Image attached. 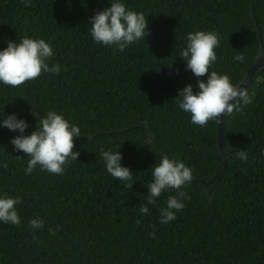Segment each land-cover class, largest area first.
<instances>
[{
	"label": "trees",
	"instance_id": "trees-1",
	"mask_svg": "<svg viewBox=\"0 0 264 264\" xmlns=\"http://www.w3.org/2000/svg\"><path fill=\"white\" fill-rule=\"evenodd\" d=\"M124 2L144 13L149 34L121 52L94 43L88 31L108 0H0V48L41 38L53 49L48 63L62 66L0 86V114L23 118L25 135L48 110L81 131L73 139L77 161L62 175L38 167L25 175L27 157L9 143L18 133L0 128V194L21 197L20 223H0V264H264V68L247 90L250 102L224 116L221 154L218 124L194 125L171 101L177 89L195 86L178 57L190 31H215L209 71L242 81L260 46L264 52V0ZM238 52L243 62L233 59ZM102 148L119 151L133 174L130 189L106 173ZM161 155L182 161L193 177L182 186L184 208L167 225L158 216L172 190L139 213ZM35 217L42 229L29 227Z\"/></svg>",
	"mask_w": 264,
	"mask_h": 264
},
{
	"label": "clouds",
	"instance_id": "clouds-1",
	"mask_svg": "<svg viewBox=\"0 0 264 264\" xmlns=\"http://www.w3.org/2000/svg\"><path fill=\"white\" fill-rule=\"evenodd\" d=\"M21 2L27 6L30 0ZM145 17L143 12L126 7L124 0H111L110 3L108 0L107 7L89 17L88 31L94 43L123 52L130 44L145 41L149 34ZM218 43L215 31H190L186 33L185 46L178 54L184 61L185 71H190L196 81L195 86L186 84L177 89L171 101L189 116L190 123L201 127L208 121L221 124L225 115L233 110L241 111L250 102L246 89L233 85L227 75L209 71L217 60L214 49ZM52 56V46L44 39L21 37L19 41H7L6 47L0 48V86L15 88L37 78L42 72L58 74L62 66L58 63L50 65L48 61ZM233 59L243 62L244 56L238 52ZM0 128L18 133L9 143L14 151L27 157L25 175L31 174L36 167L52 175H62L68 163L77 161L79 152L72 149L73 139L81 137L80 128L55 110L44 112L35 130L27 135L24 133L28 124L16 113L2 112ZM99 155L106 173L130 189L133 174L128 167L122 166L119 151L102 148ZM236 155L242 161L248 158L245 150L236 151ZM260 155L264 157V148L260 150ZM192 178L191 169L182 161L161 155L159 162L151 166V180L145 195L147 204L140 205L139 213L146 215L149 211L147 205H154L162 192L172 190L175 195L167 196L165 205L159 209L158 222L167 225L175 220L176 213L184 208V201L189 198L182 186L189 184ZM20 203V196L0 194V223L18 225L20 217L16 205ZM28 225L33 230H39L45 226V221L35 217L28 220Z\"/></svg>",
	"mask_w": 264,
	"mask_h": 264
},
{
	"label": "water",
	"instance_id": "water-1",
	"mask_svg": "<svg viewBox=\"0 0 264 264\" xmlns=\"http://www.w3.org/2000/svg\"><path fill=\"white\" fill-rule=\"evenodd\" d=\"M264 68V52L261 46L259 47L258 54L255 58V61L249 68V70L246 72L244 78L242 81L237 85V87H241L246 89V92L251 85L253 78L255 77L256 73ZM223 122H224V117L222 120V123L218 125L217 127V138H218V149H219V154L222 153L223 147H224V138H223ZM221 156V155H220Z\"/></svg>",
	"mask_w": 264,
	"mask_h": 264
}]
</instances>
